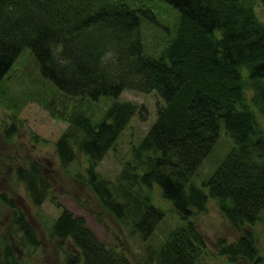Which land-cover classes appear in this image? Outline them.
<instances>
[{
	"label": "trees",
	"instance_id": "obj_1",
	"mask_svg": "<svg viewBox=\"0 0 264 264\" xmlns=\"http://www.w3.org/2000/svg\"><path fill=\"white\" fill-rule=\"evenodd\" d=\"M159 1L179 17L173 38L154 57L143 51L138 31L142 20H154L151 7L133 8L126 0H0V84L28 50L41 77L62 93L58 101L32 97L67 124L53 146L60 166L85 158L89 190L124 231L147 241L165 217L155 195L171 205L177 222L162 243L144 244L145 264H201L208 253L193 218L206 212L209 200L241 230L237 244L220 242L221 255L231 264H264L253 241L264 214V22L256 12L264 0ZM123 92H155L164 105L111 181L96 168L143 107L114 102L99 119L88 109ZM32 98L19 100L14 111L6 108L17 100L4 106L11 114L1 131L8 140L23 124L17 119L22 104ZM223 138L230 145L219 152ZM209 159L213 170L199 184L196 174ZM13 173L33 206L52 201V180L37 159ZM0 203L15 213L20 246L36 247L26 214L4 193ZM48 234L65 264H130L123 250L99 242L82 217L65 210ZM1 244L0 264H16L13 247Z\"/></svg>",
	"mask_w": 264,
	"mask_h": 264
},
{
	"label": "rangeland",
	"instance_id": "obj_2",
	"mask_svg": "<svg viewBox=\"0 0 264 264\" xmlns=\"http://www.w3.org/2000/svg\"><path fill=\"white\" fill-rule=\"evenodd\" d=\"M126 2L133 8H138L140 5L151 7L154 20H142L138 31L141 33L143 51L157 57L175 34L179 17L177 10L159 0L154 4L148 0H126ZM256 9L258 17L264 22L263 6L258 3ZM33 61L32 54L25 50L0 84V194H6L7 198L13 200L14 204L26 214L33 226L38 244L36 247L20 246L23 236L21 233L15 235L12 226L15 213L0 203V246L1 242L3 244L9 242L10 247L16 252V264H65L63 255L48 234L51 223L61 211L65 210L74 217H82L99 242L107 247L123 250L130 264H145L143 254L146 245L153 247L164 241L165 235L177 222L176 214L171 205L161 201L156 194L154 198L165 209V217L146 239L147 241L141 240L139 235L133 236L128 231H124V228L100 205L99 200L89 190L85 172L87 162L83 156L77 155L67 169L60 166L53 146L67 124L52 119L32 97L58 101L63 98L62 93L50 80L41 77L39 67ZM241 70L244 76L247 75L245 67H241ZM260 82L264 85V78ZM30 98L32 101L21 106L17 119L23 124L19 126L17 134L10 141L1 132L2 127L10 124L11 114L7 110L14 111L21 104L19 100L23 102ZM15 100L18 102L12 107H7V110L4 108L5 105L16 102ZM114 102H129L142 106L143 109L140 111L138 109L136 114H133L128 127L119 138L116 150L108 153L96 168L111 181L120 173L130 147L141 141L155 122L158 108L164 105L163 100L155 92L148 94L123 92L117 99L103 96L96 104H90L88 114L93 119H99ZM259 121L264 129V117L259 116ZM229 145L224 138L221 139L218 151L224 152ZM35 159L53 184L50 191L52 201L47 199L36 207L31 204L24 186L17 183L13 173L15 168L24 167ZM202 164L196 174L199 184L212 172L215 161L209 159ZM206 206L204 214L193 218V226L204 239L208 253L201 264H231L228 262V257L221 255L220 242L226 245L237 244L242 237L241 230H236L224 218L215 202L209 200ZM253 232L255 248L259 256L264 259V214H262V222L253 226ZM238 262L243 264L242 260Z\"/></svg>",
	"mask_w": 264,
	"mask_h": 264
}]
</instances>
